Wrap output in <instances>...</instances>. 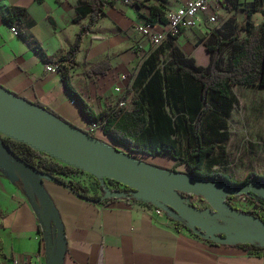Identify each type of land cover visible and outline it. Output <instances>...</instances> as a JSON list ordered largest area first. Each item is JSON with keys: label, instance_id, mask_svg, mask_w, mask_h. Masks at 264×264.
I'll list each match as a JSON object with an SVG mask.
<instances>
[{"label": "crops", "instance_id": "0c3cea01", "mask_svg": "<svg viewBox=\"0 0 264 264\" xmlns=\"http://www.w3.org/2000/svg\"><path fill=\"white\" fill-rule=\"evenodd\" d=\"M77 1L0 0V86L86 131L88 122L67 87L96 114L115 108L118 98L114 88L122 77L133 73L140 57H143L136 55L135 50L146 48L148 44L134 31L136 25L145 22L147 12L116 3L107 8L91 27V32L82 37L79 52L74 58L56 62L65 56L79 28L88 23L87 18L73 22ZM183 2L169 0L167 9L175 10ZM10 7H19L26 12L22 20L14 24L17 36L4 22ZM254 7L255 0H220L219 5L198 15L195 26L183 30L175 45L180 50L181 46L186 48V52H181L185 57H191L197 66L206 67L209 56L203 41L211 29L222 30L229 21L240 28L249 21L251 34H259L262 16L259 13L248 15ZM257 7L264 11V3ZM210 16L215 17L216 24L208 23ZM102 60H108L110 64L111 70L106 75L85 73ZM47 64L59 66L60 73L47 72ZM235 89L245 101L246 133L254 141H264V88L232 87L231 92L237 102ZM129 103L130 97L127 105ZM226 133L230 139L228 125ZM244 159L251 164L244 166L246 172L264 177V145L246 142L242 146ZM254 160L260 165L254 166ZM6 187L4 192L9 200L21 195L11 184L7 183ZM44 187L52 197L64 226V264H264V252L254 254L211 245L194 236L185 224L177 223L167 213L156 215L149 204L119 199L107 205H94L76 198L54 182L45 180ZM0 210L3 214L0 224L5 223L4 216L8 210L19 221L20 217L31 221L33 236L24 240V247L16 252L17 260L28 264H49L54 241L44 234L39 236L29 209L9 203ZM11 261L5 264H11Z\"/></svg>", "mask_w": 264, "mask_h": 264}, {"label": "trees", "instance_id": "16d2710c", "mask_svg": "<svg viewBox=\"0 0 264 264\" xmlns=\"http://www.w3.org/2000/svg\"><path fill=\"white\" fill-rule=\"evenodd\" d=\"M168 1L78 0L73 22L77 23L87 18L88 23L79 28L65 56L56 62L74 58L79 52L82 37L89 34L91 27L104 15L105 10L116 3L129 5L138 11L146 10L145 22L154 26L166 23L164 14ZM263 3L264 0H255L256 7L248 14L250 16L259 13L263 18L258 35L251 34L252 24L249 21L240 28L229 21L223 25L222 30L211 29L208 32L207 38L203 41L209 56L206 67L197 66L191 57H185L175 45L177 37L183 30H180L175 37L168 38L164 44L171 58L172 67L164 71L160 69L157 65L161 48L152 52L141 63L135 75L132 90L127 93L130 96V103L126 108H108L96 114L68 87L67 91L79 104L86 121L99 124L102 135L126 152L171 160L173 168L169 169L170 171L176 172L174 168L184 166L186 168L184 174L201 179L209 178L207 180L232 186L255 181L264 184V177L254 173L248 174L240 182H235L222 173H205L211 167V162L213 165L211 168L219 165L222 154H219L217 149L224 147L229 140L226 133L227 121L237 103L231 88L236 86L264 88V11L257 7ZM25 15L24 9L10 7L4 22L12 26L19 23ZM242 33L246 36L242 37ZM110 70L108 60H102L87 69L85 73L106 75ZM88 134L94 136V132ZM182 138L186 141L184 147L180 142ZM1 143L9 152L33 166L47 178L53 179L54 183L80 200L94 205H107L119 199L133 200L130 195L133 191L125 187L122 189L124 198L103 199V194H91L87 186L73 179L74 175L80 172L79 170L62 165L10 139L3 138ZM105 181L110 187L119 186L113 181ZM96 183L101 187L98 180ZM250 201L259 210L243 213L254 215L264 223V199H261V206L253 200ZM37 231L41 237L39 226ZM40 244L43 245L42 239ZM227 247L248 253H263V248L255 244Z\"/></svg>", "mask_w": 264, "mask_h": 264}, {"label": "water", "instance_id": "95a60500", "mask_svg": "<svg viewBox=\"0 0 264 264\" xmlns=\"http://www.w3.org/2000/svg\"><path fill=\"white\" fill-rule=\"evenodd\" d=\"M0 135L62 165L93 175L101 186L103 180H109L131 189L133 200L174 214L202 240L218 246L255 244L264 249V223L254 215L239 212L227 202L228 198L248 195L252 191H258L264 199V184L259 181L232 186L155 167L1 86ZM0 146L4 152L0 154V168L14 170L27 180L55 228V248L49 264H64V226L44 187L45 180L55 181L9 152L1 142ZM102 190L103 199L125 197L120 191H110L106 187ZM189 196L199 197L207 208L198 209Z\"/></svg>", "mask_w": 264, "mask_h": 264}, {"label": "rangeland", "instance_id": "374dc122", "mask_svg": "<svg viewBox=\"0 0 264 264\" xmlns=\"http://www.w3.org/2000/svg\"><path fill=\"white\" fill-rule=\"evenodd\" d=\"M137 26L138 25L134 27V31H135V34L138 37H140V35L137 34L135 30ZM160 48H161V52L158 56L157 66L163 71L168 70L170 67H172L171 58L168 54L167 49L165 48L164 43L162 44L161 47H159V49H157V48L152 47V45L148 41L146 48L144 47L140 50L136 49L135 54L143 55V57L139 56L140 61L143 62L152 52L158 51L160 50ZM181 50L184 52L187 51L186 48H184L183 46H181ZM132 76H133V73L131 75H125L123 78H125L126 80L128 77H132ZM234 92L238 98V101L235 104L234 110L227 124L228 131L230 133V139L228 140V142H226L224 147L217 149V152L219 154L220 153L222 154V158L219 160L220 161L219 165L211 168L213 166L211 162L210 163L211 167L208 170H206L205 173L206 174L222 173V174L228 175L233 181L240 182L248 174H251V172H246V167H244L247 164L248 165H251V164L250 162L247 163L245 159L242 160V146H245L246 142L264 145V141H254L250 138L248 133H246L248 132V130L246 129V126L244 125L245 116H247V110L245 109V106L243 104L245 101L241 99V94H239L237 89H235ZM167 111L171 113L170 109L168 108H167ZM94 136L100 140L112 143L108 138L104 137L101 132H95ZM3 138L4 137L0 135V142ZM180 142L182 146L184 147L186 144L185 139L183 138L180 139ZM0 154H4L1 146H0ZM134 156L158 168L168 169V170L173 168V162L165 158H152L148 156H139V155H134ZM253 165L259 166L260 162L257 160H254ZM174 170L179 173H186V168L184 166L176 167L174 168ZM21 177L22 176H20L19 173L14 170L0 168V184H2L0 185V209L4 205H7L9 203L14 206L17 205L18 207L21 205L27 207L32 215V218L35 219L36 225L39 226L41 234H44L47 237L50 236L51 239L55 242L56 241V231H55V228L51 220L47 216V213L45 212L42 204H40L41 202L39 198L34 194V192L33 193L31 192L32 193L31 196L27 194V189H28L27 185L21 179ZM73 179L87 186L91 194H94V193L103 194V190L101 189V187L109 188V185L106 184L105 180H103V185L101 187H98L96 183L97 179L93 175L87 174L85 172L80 171L76 173ZM207 179L209 178H205V180ZM7 183L11 184V186H13V189L21 193V195L19 194L17 195V197H15V199L13 198L9 200L8 196H5V192H4V190H6L7 188L6 187ZM45 185L47 186V183H45ZM261 199L262 197L258 193V191H252L248 195H244L241 197H234L231 201L227 200V202L232 208L238 210L239 212H251V211H255L259 209H257L256 206L250 200H253L257 205L261 206L262 205ZM192 202L195 204V207H197L198 209L204 206H207V204L202 199L199 200V197H195L194 199H192ZM37 204H40L42 206L44 213L46 215V218L48 220L47 223H45L39 216L36 210ZM1 214L2 213L0 210V216ZM168 215H170L173 218V220H175L177 223L180 222L182 226L183 224H185L183 220L176 217L174 214L169 213ZM4 217H5V219L3 218L4 221L6 220L5 223L0 224V264H5L6 262L11 261V260H17L18 255L16 252L24 247L23 246L25 245L24 240H26L28 236H31V237L33 236V230L31 228V223H30L31 221H29L27 217H23V218L20 217L21 221H19L17 216H14L10 213V210L7 211V214ZM263 252H264V249H263Z\"/></svg>", "mask_w": 264, "mask_h": 264}, {"label": "built area", "instance_id": "2783aa9c", "mask_svg": "<svg viewBox=\"0 0 264 264\" xmlns=\"http://www.w3.org/2000/svg\"><path fill=\"white\" fill-rule=\"evenodd\" d=\"M220 0H184L183 4L180 5L175 10H165L164 18L166 19L165 24L148 25L146 22L140 23L136 28L137 34L141 37L147 39L149 43L154 48L161 46L168 38L175 37L180 30H188L195 26L197 22V16L205 14L209 9L214 6L219 5ZM209 24H216V19L213 16L207 18ZM9 31L17 36L18 32L14 25L9 26ZM140 61L135 70L133 71V76L120 79V83L114 88V93L117 96V101L115 102V108H126L127 100L130 97L127 93L132 90L133 81L135 75L141 65ZM45 70L50 73H60L59 66L53 64H47ZM74 102V101H73ZM100 125L96 123H88L86 131L101 132ZM110 191H120L122 192L123 187L121 185L118 188L110 187L107 188ZM151 206V205H150ZM152 210L156 215L164 214V211L151 206ZM11 264H28L27 262H19L18 260H12Z\"/></svg>", "mask_w": 264, "mask_h": 264}, {"label": "bare ground", "instance_id": "6f19581e", "mask_svg": "<svg viewBox=\"0 0 264 264\" xmlns=\"http://www.w3.org/2000/svg\"><path fill=\"white\" fill-rule=\"evenodd\" d=\"M20 176H22L21 174H19ZM21 179L25 182V184L27 185V194L29 195V196H31V194L33 193V191H32V189H31V187H30V185H29V183L27 182V180L22 176L21 177ZM32 192V193H31ZM33 199V198H32ZM41 204V203H40ZM40 204H37V212H38V214H39V216L41 217V219L45 222V223H47L48 222V220H47V218H46V215H45V213H44V210H43V208H42V206L40 205Z\"/></svg>", "mask_w": 264, "mask_h": 264}, {"label": "flooded vegetation", "instance_id": "af4514ba", "mask_svg": "<svg viewBox=\"0 0 264 264\" xmlns=\"http://www.w3.org/2000/svg\"><path fill=\"white\" fill-rule=\"evenodd\" d=\"M189 198H190V201H191L192 205L195 206V204L192 202V199H194L195 197H194V196H189ZM199 200H201V199L199 198ZM228 200L231 201L232 199H228ZM205 208H207V206H204V207L199 208V209H205ZM208 243H211V242H208ZM211 244H212V243H211Z\"/></svg>", "mask_w": 264, "mask_h": 264}]
</instances>
